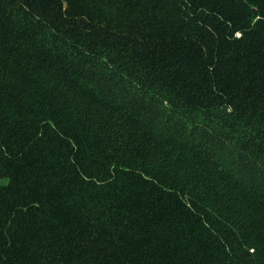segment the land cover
Masks as SVG:
<instances>
[{"label": "trees", "instance_id": "obj_1", "mask_svg": "<svg viewBox=\"0 0 264 264\" xmlns=\"http://www.w3.org/2000/svg\"><path fill=\"white\" fill-rule=\"evenodd\" d=\"M0 264H264V0H0Z\"/></svg>", "mask_w": 264, "mask_h": 264}]
</instances>
